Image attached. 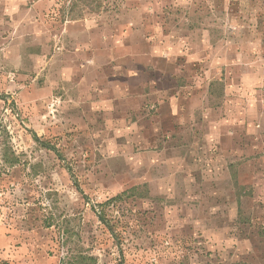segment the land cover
I'll use <instances>...</instances> for the list:
<instances>
[{
    "label": "rangeland",
    "instance_id": "rangeland-1",
    "mask_svg": "<svg viewBox=\"0 0 264 264\" xmlns=\"http://www.w3.org/2000/svg\"><path fill=\"white\" fill-rule=\"evenodd\" d=\"M231 1L0 0V264H264V34Z\"/></svg>",
    "mask_w": 264,
    "mask_h": 264
},
{
    "label": "trees",
    "instance_id": "trees-1",
    "mask_svg": "<svg viewBox=\"0 0 264 264\" xmlns=\"http://www.w3.org/2000/svg\"><path fill=\"white\" fill-rule=\"evenodd\" d=\"M232 11H234V14H241L240 12L247 11L248 9L251 12H254L257 14L258 26L262 28V33L264 34V0H232L231 1ZM99 217L108 227L111 231L114 232L112 225L106 220L103 212H99ZM264 233V231H263ZM79 258H87V256H80ZM94 259V258H93Z\"/></svg>",
    "mask_w": 264,
    "mask_h": 264
}]
</instances>
